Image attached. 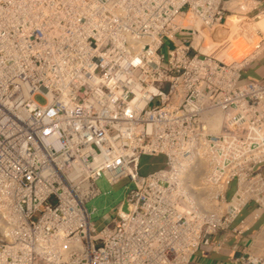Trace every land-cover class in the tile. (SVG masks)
<instances>
[{
	"label": "built area",
	"instance_id": "built-area-1",
	"mask_svg": "<svg viewBox=\"0 0 264 264\" xmlns=\"http://www.w3.org/2000/svg\"><path fill=\"white\" fill-rule=\"evenodd\" d=\"M262 17L264 0H0V264H264V223L235 224L264 212V78L241 73ZM235 30L263 51L208 52ZM100 177L132 187L98 225Z\"/></svg>",
	"mask_w": 264,
	"mask_h": 264
},
{
	"label": "rangeland",
	"instance_id": "rangeland-1",
	"mask_svg": "<svg viewBox=\"0 0 264 264\" xmlns=\"http://www.w3.org/2000/svg\"><path fill=\"white\" fill-rule=\"evenodd\" d=\"M225 51L218 56L223 61L243 60L250 52L257 50L259 53L263 51V44L258 43V39H252L248 42L239 35L237 30L234 31L233 35L228 34V38L223 43ZM264 68H261L256 62H253L246 66L242 70L243 79H259L264 75H259ZM42 101L41 97L37 98ZM162 158L145 157L142 161V172H148L154 169L160 164ZM256 170H264V163H260ZM96 184L99 188L98 194L90 199L86 203V207L92 212V220L98 225L104 223V221L111 217L113 211L117 206L124 200H126V194L132 187L128 181H122L120 183L111 184L106 178L100 177L97 179ZM128 184V188L125 187ZM235 187V182L231 183V191ZM124 210H128L129 203L126 201L123 205ZM113 227V224L110 223ZM254 233L248 234V237H252ZM190 264H199V262H191Z\"/></svg>",
	"mask_w": 264,
	"mask_h": 264
},
{
	"label": "crops",
	"instance_id": "crops-1",
	"mask_svg": "<svg viewBox=\"0 0 264 264\" xmlns=\"http://www.w3.org/2000/svg\"><path fill=\"white\" fill-rule=\"evenodd\" d=\"M253 62H256L258 65H260L261 68H264V52H262L259 56H257L247 65H245V67ZM259 75H264V70H262V72ZM261 78H264V76ZM263 223H264V212L256 209L253 204H249L248 207H246L239 214V216L235 221V224H241L246 226L247 234L250 233L255 234ZM199 254L200 255L204 254V252H200Z\"/></svg>",
	"mask_w": 264,
	"mask_h": 264
},
{
	"label": "bare ground",
	"instance_id": "bare-ground-1",
	"mask_svg": "<svg viewBox=\"0 0 264 264\" xmlns=\"http://www.w3.org/2000/svg\"><path fill=\"white\" fill-rule=\"evenodd\" d=\"M229 21L232 22L233 21V17H229ZM259 27L262 28V30L264 31V17H262L259 21H258ZM199 26H202L200 23L198 24ZM225 51V47L223 46V44L217 45L213 48H210L208 50L209 53L214 54L216 57H218L219 55H221L223 52Z\"/></svg>",
	"mask_w": 264,
	"mask_h": 264
}]
</instances>
